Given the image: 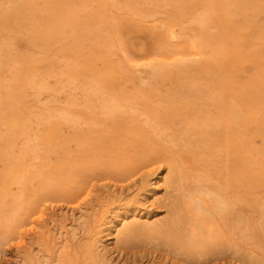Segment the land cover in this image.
<instances>
[{
    "label": "rangeland",
    "instance_id": "obj_1",
    "mask_svg": "<svg viewBox=\"0 0 264 264\" xmlns=\"http://www.w3.org/2000/svg\"><path fill=\"white\" fill-rule=\"evenodd\" d=\"M44 229L264 264V0H0V264Z\"/></svg>",
    "mask_w": 264,
    "mask_h": 264
},
{
    "label": "bare ground",
    "instance_id": "obj_2",
    "mask_svg": "<svg viewBox=\"0 0 264 264\" xmlns=\"http://www.w3.org/2000/svg\"><path fill=\"white\" fill-rule=\"evenodd\" d=\"M143 14V13H142ZM199 19V18H198ZM201 23V22H200ZM182 24V23H181ZM212 31V30H211ZM211 33V32H210ZM206 51V50H205ZM207 52V51H206ZM210 53V52H209ZM212 53V52H211ZM193 60V59H192ZM160 68V67H159ZM155 69V68H154ZM156 70V69H155ZM140 71H142V70H140ZM139 71V72H140ZM141 73V72H140ZM141 75H142V73H141ZM142 78H143V76H142ZM144 79V78H143ZM145 82V81H144ZM141 83H142V81H141ZM147 83V82H146ZM143 85H144V83H143ZM149 86V85H148ZM60 115V114H59ZM180 118V117H179ZM35 140V139H34ZM172 177H174L173 175H172ZM174 181V180H173ZM180 181V180H179ZM181 183V182H180ZM186 184V183H185ZM120 187V186H119ZM202 187V186H201ZM189 188V187H188ZM195 189V188H194ZM188 191V190H187ZM225 191V190H224ZM211 193V192H210ZM209 193V194H210ZM197 194H198V192H197ZM178 195H181V193H179ZM187 195V194H186ZM154 196V195H153ZM206 196V195H205ZM213 196V195H212ZM179 197V196H178ZM199 198V197H198ZM217 198H220L221 199V197L219 196V197H217ZM223 198H225V197H223ZM196 199V198H195ZM178 200V199H177ZM217 200V199H216ZM223 200V199H222ZM226 200V199H225ZM224 200V201H225ZM228 200V199H227ZM175 201V200H174ZM180 201V200H179ZM194 201V200H193ZM201 201H202V199H201ZM220 201V200H219ZM200 202V201H199ZM216 202V201H215ZM214 202V203H215ZM173 203V202H172ZM203 203V202H202ZM220 204H222V202H219ZM225 202H223V204H224ZM228 203V202H227ZM182 204H183V202H182ZM192 204V203H191ZM195 205H196V203H194ZM193 204V205H194ZM226 204V203H225ZM231 204V203H230ZM30 206L28 207V209L30 210V214L29 215H32V214H36V212L38 213V209L40 210V208H36V207H34V205H32V203H30L29 204ZM200 205V204H199ZM203 205V204H202ZM202 205H201V207H202ZM204 205H206V204H204ZM177 206V205H176ZM223 207L225 206V205H222ZM55 207V206H54ZM199 207V206H198ZM217 207H219L218 205H217ZM195 208V207H194ZM205 208V207H204ZM203 208V209H204ZM225 208V207H224ZM223 208V209H224ZM227 208V207H226ZM200 209L201 208H199V211H200ZM207 208H205V210H206ZM222 209V210H223ZM225 210V209H224ZM235 211V210H234ZM40 212V211H39ZM201 213V212H200ZM205 213V212H204ZM209 213H211L210 211H209ZM174 215V214H173ZM181 215V214H180ZM223 215V214H222ZM230 215V214H229ZM30 218H32V216H30ZM136 219V218H135ZM185 219V218H184ZM138 220V219H137ZM169 220V219H168ZM133 221H134V219H133ZM192 221V220H191ZM125 222V221H124ZM166 222V221H165ZM168 222V221H167ZM170 223V222H169ZM188 223V222H187ZM131 224H132V222H131ZM134 224V223H133ZM175 224V223H174ZM54 225H55V223H54ZM53 225V226H54ZM124 225V224H123ZM126 225H128V223H126ZM126 225H124V226H126ZM129 225H130V223H129ZM135 225L137 226V223H135ZM135 225H133V226H135ZM143 225V224H142ZM170 225V224H169ZM172 225V224H171ZM178 225V224H177ZM201 225V224H200ZM199 225V226H200ZM139 226V225H138ZM162 226V225H161ZM166 226V225H165ZM168 226V225H167ZM176 226V225H175ZM194 226H195V224H194ZM199 226H197L196 228H194L193 229V234H194V231H196V229H198V227ZM54 227H56V226H54ZM140 227V226H139ZM169 227V226H168ZM167 227V228H168ZM171 227V226H170ZM169 227V228H170ZM215 227H217V225L215 226ZM53 228V227H52ZM51 228V229H52ZM126 228H129V227H127L126 226ZM132 228V227H131ZM162 228V227H161ZM164 228H166V227H164ZM184 228V227H183ZM219 228V227H218ZM53 229H55V228H53ZM118 229V228H117ZM200 229V228H199ZM19 230H20V228H19ZM128 230V229H127ZM133 230V229H132ZM158 230V229H157ZM161 230V232L163 231L162 229H160ZM173 230V229H172ZM186 230V229H185ZM214 230H216L217 231V229H213L212 230V232H210L209 234H212V235H214L215 236V233H213L214 232ZM117 231H119V230H117ZM135 231V230H134ZM174 231V230H173ZM179 231V230H178ZM215 231V232H216ZM120 232V231H119ZM160 232V233H161ZM166 232V231H165ZM185 231H183V233H184ZM201 232V231H200ZM218 232H219V229H218ZM220 232H221V229H220ZM80 233V232H79ZM163 233V232H162ZM222 234H223V232H221ZM159 234V233H158ZM169 234V233H168ZM173 234V233H172ZM171 234V235H172ZM180 234V233H179ZM179 234H177V237L179 238L180 236H179ZM193 234H190L189 233V235L190 236H192ZM208 234V233H207ZM220 234V233H219ZM218 234V237H220V235ZM222 234H221V237H222ZM180 235H182V237H183V234H180ZM202 235V234H201ZM212 235H210V236H212ZM56 236V235H55ZM51 232H50V230L49 229H44V230H41V231H38V232H34L33 233V236L31 237V239H30V241L27 243H25V242H22L19 246L21 247V249H23V250H21V255L19 256L20 257V259L18 260V264H79L80 262H81V259L82 258H84V260L85 261H87L89 264H99V263H96L95 262V256H97V254H99L97 251H95V248H94V246H93V244H89V243H84V244H80V240L82 239V237L81 238H75L76 239V242L75 241H72V240H70V239H63V238H60V237H58V238H56ZM190 236H188V241H189V238H193L194 239V235L192 236V237H190ZM203 237H204V235H202ZM209 236V235H208ZM207 236V237H208ZM213 236V237H214ZM110 237V236H109ZM176 237V236H175ZM186 237V236H185ZM177 238V239H178ZM206 238V237H205ZM210 238V237H209ZM217 238V237H216ZM184 239H186V238H184ZM183 238H182V241H185L186 243V245L185 246H187V243H188V241H186V240H184ZM213 239V238H212ZM87 240V239H86ZM170 240H172V239H170ZM203 242H204V244L206 243V240H204V239H201ZM200 240V241H201ZM210 240V239H209ZM214 240V239H213ZM90 241V240H89ZM208 241V240H207ZM211 241V240H210ZM194 242H195V240H194ZM194 242H193V244H194ZM203 242H200L201 244H203ZM177 243H178V240H177ZM200 243H199V245H198V243H197V245L198 246H200ZM170 244H171V242H170ZM173 244V243H172ZM183 245H184V243H182ZM191 244V243H190ZM190 244H188V245H190ZM176 245H178V244H176ZM179 246H181V244H180V242H179ZM205 246V245H204ZM182 247V246H181ZM191 248H193L194 247V245H193V247H192V245L190 246ZM197 247V246H196ZM106 248V247H105ZM179 248V247H178ZM182 249V248H181ZM188 247H187V252H188ZM201 249V248H200ZM177 250V249H176ZM190 250V249H189ZM193 250V249H192ZM191 250V251H192ZM198 250V249H197ZM182 252H183V250H181ZM199 252V251H198ZM197 252V253H198ZM109 254V253H108ZM131 264V263H130Z\"/></svg>",
    "mask_w": 264,
    "mask_h": 264
}]
</instances>
